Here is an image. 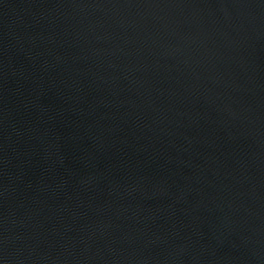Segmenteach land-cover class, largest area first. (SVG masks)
I'll return each mask as SVG.
<instances>
[{"label":"water","instance_id":"water-1","mask_svg":"<svg viewBox=\"0 0 264 264\" xmlns=\"http://www.w3.org/2000/svg\"><path fill=\"white\" fill-rule=\"evenodd\" d=\"M0 264H264V0H0Z\"/></svg>","mask_w":264,"mask_h":264}]
</instances>
